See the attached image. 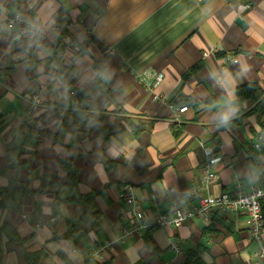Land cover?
I'll return each mask as SVG.
<instances>
[{"label": "crops", "instance_id": "0c3cea01", "mask_svg": "<svg viewBox=\"0 0 264 264\" xmlns=\"http://www.w3.org/2000/svg\"><path fill=\"white\" fill-rule=\"evenodd\" d=\"M16 13L38 37L12 38L6 20ZM10 63L0 76V264H187L189 253L199 264H255L241 210L126 238L118 212L124 183L148 214L190 206L199 141L220 156L216 182L199 195L261 181L264 126L236 90L249 82L264 89V0H0V69ZM152 72L162 75L153 89ZM35 91L43 102L31 109ZM180 105L187 108L175 117ZM57 107L68 117L63 128ZM69 159L78 192L96 193L93 221H81L85 205L68 200ZM75 224L83 236L64 238Z\"/></svg>", "mask_w": 264, "mask_h": 264}, {"label": "built area", "instance_id": "2783aa9c", "mask_svg": "<svg viewBox=\"0 0 264 264\" xmlns=\"http://www.w3.org/2000/svg\"><path fill=\"white\" fill-rule=\"evenodd\" d=\"M238 11L243 9L242 5L238 6ZM7 27L11 30L13 39H18L31 33L38 37L37 28L30 23L28 18L21 14L16 13L9 16L6 20ZM107 53H112V48L106 49ZM204 55L206 52L203 53ZM226 62L235 63L236 56H227ZM225 64H221L219 69H224ZM147 83L153 89L161 80L162 75L158 72L147 74ZM63 82L69 80L68 77L62 78ZM71 93H74L73 91ZM154 98H158L153 94ZM30 108L38 106L43 102L38 92H32L28 96ZM187 105H180L174 107V116L176 117L179 112L186 110ZM30 109V110H31ZM262 135L259 134L254 142L251 143L252 148L260 150ZM201 159L199 163V178L200 183L198 186H191L190 194L194 199L188 207L180 205H172L166 212H156L148 214L142 210L135 208L136 197L133 191V186L130 183H124L120 192L122 205L118 212V217L121 220L120 232L121 238L140 236L149 232L154 227H178L184 221L192 217H199L209 220L214 210H220L223 214L231 212L243 211L247 216V229L249 237L256 243L254 251L255 264H264V239L261 232L264 227V216L261 208V201L264 199V165L261 167L262 179L259 183L251 184L246 188L236 185L228 191H221L216 194L199 195L198 191L201 189H208L217 180L216 164L220 160L214 152L211 145L203 141L198 142ZM108 244H101L90 250V254L96 255L102 248H106ZM173 248H177L175 244H171Z\"/></svg>", "mask_w": 264, "mask_h": 264}, {"label": "trees", "instance_id": "16d2710c", "mask_svg": "<svg viewBox=\"0 0 264 264\" xmlns=\"http://www.w3.org/2000/svg\"><path fill=\"white\" fill-rule=\"evenodd\" d=\"M95 65L97 64L95 63ZM12 68H13V65L10 63L9 67L0 69V76L7 75L12 70ZM97 69H98V75L100 76V79H103L104 74H103L102 68L100 66L99 67L97 66ZM236 92H237V101L251 100L254 103L251 109V112L256 113L257 119L259 120L260 125L264 126V89L261 88L257 82H249V83L239 86ZM55 112L59 118L60 127L63 128V122H67L68 117H66L65 119V117L63 116L64 113L59 107L55 108ZM69 114L70 113L68 112L66 116ZM130 125L132 126L134 133H137L143 130L142 125H137V126L133 124H130ZM173 130H174L173 131L174 134L176 135L178 131L176 129H173ZM98 131L102 136L105 135L103 129H99ZM213 148H214V152L217 154V149L215 147ZM62 166L67 174L66 184L69 190L68 200L72 202L80 203L81 205H85L83 214L80 219L81 221H87L88 219H91L93 221L99 213L98 209L96 208V204L94 202V195L96 193L90 192L88 194L82 195L78 192L77 190V185H78L77 168L71 159L63 160ZM26 190L27 189L25 186H21L19 187L17 192L22 193ZM261 208H262V212L264 216V199L261 201ZM216 212L223 214L220 210H216ZM83 234H84V231L82 227L78 224H75V225H69L63 237L68 240L76 241L77 239L82 237ZM10 236L13 239L17 238L15 235H10ZM185 262L187 264H199L194 253H189ZM84 264H110V262L109 261L98 262L93 258H87Z\"/></svg>", "mask_w": 264, "mask_h": 264}, {"label": "water", "instance_id": "95a60500", "mask_svg": "<svg viewBox=\"0 0 264 264\" xmlns=\"http://www.w3.org/2000/svg\"><path fill=\"white\" fill-rule=\"evenodd\" d=\"M235 22H236L239 26H241V27H244V26H245V22H244V20H243L241 17H239V16H237V17L235 18Z\"/></svg>", "mask_w": 264, "mask_h": 264}, {"label": "clouds", "instance_id": "9594fccd", "mask_svg": "<svg viewBox=\"0 0 264 264\" xmlns=\"http://www.w3.org/2000/svg\"><path fill=\"white\" fill-rule=\"evenodd\" d=\"M224 119H225V120H227V119H228L227 115L224 117Z\"/></svg>", "mask_w": 264, "mask_h": 264}]
</instances>
